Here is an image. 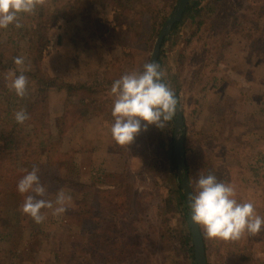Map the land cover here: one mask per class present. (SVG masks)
Returning a JSON list of instances; mask_svg holds the SVG:
<instances>
[{"label": "rangeland", "instance_id": "1", "mask_svg": "<svg viewBox=\"0 0 264 264\" xmlns=\"http://www.w3.org/2000/svg\"><path fill=\"white\" fill-rule=\"evenodd\" d=\"M178 1L139 0L138 9L166 24ZM199 1L195 19L183 17L178 32L168 35L160 64L184 117L181 134L191 150L190 172L185 173L192 190L201 174H215L235 185L239 201L253 202L264 216V0ZM60 10L65 16L47 31L42 60L46 76L58 79L49 91L42 130L47 144L29 169L39 167L46 196L52 194L54 200L64 189L72 205L58 218L42 210L46 219L40 224L30 223V217L18 222L13 237L0 242V259L5 264H89L87 254L98 256L100 245L113 239L110 257L105 262L102 253L101 263L195 264L178 240L189 233V209L182 216L176 208L173 191L181 183L163 165L158 142L172 138L174 143L175 117L163 129L149 125L145 131L142 122L127 148L117 146L109 132L112 82L142 70L149 58L152 62L159 35L133 22L132 13L118 12L111 0H68ZM21 22L28 23L26 18ZM13 28L27 61L29 36L22 38L24 33ZM6 31L0 30V43ZM31 91L28 87L29 99ZM9 96L15 106L18 97ZM22 104L8 108L9 113L23 109ZM117 186L123 192L115 198ZM168 195L173 198L169 210L163 204ZM104 197L108 202L102 217L111 216L115 232L101 233L98 244L88 246L95 214L86 205L100 207ZM18 203L17 197L0 194V213L7 216ZM206 246L207 264H264V230L237 241L206 239Z\"/></svg>", "mask_w": 264, "mask_h": 264}, {"label": "clouds", "instance_id": "2", "mask_svg": "<svg viewBox=\"0 0 264 264\" xmlns=\"http://www.w3.org/2000/svg\"><path fill=\"white\" fill-rule=\"evenodd\" d=\"M47 3L48 0H0V30L10 26L22 28V18L35 15L37 9ZM13 62L19 74L10 70L5 77L6 87L23 99L28 95L29 78L25 72L30 68L25 67L23 56L15 57ZM166 76L159 63L148 62L142 70H132L112 82L109 96L113 98L114 122L109 132L117 146L127 148L142 130V122H146L145 131L149 125L163 129L177 116L179 101L165 82ZM14 119L23 125L29 116L21 109L14 113ZM22 171L25 174L17 184V191L25 197L19 209L22 214L40 224L46 219L43 209L51 210L52 216L57 218L68 211L73 199L69 192L61 189L54 200L47 199L39 167ZM187 201L191 222L209 240L237 241L245 235L257 236L264 230V216L257 213L253 202L239 201L235 185L219 180L213 173L199 176L194 190L187 193Z\"/></svg>", "mask_w": 264, "mask_h": 264}, {"label": "trees", "instance_id": "3", "mask_svg": "<svg viewBox=\"0 0 264 264\" xmlns=\"http://www.w3.org/2000/svg\"><path fill=\"white\" fill-rule=\"evenodd\" d=\"M68 0H48V3L39 9H37L35 15L24 16L23 18L27 19V24H24L22 28H19L21 32L24 33L22 38L29 36V40L26 46L25 56L27 61H25V67L30 68V70L25 72V75L28 76L29 80V89L32 88V95L29 98L25 97L21 99L15 98V106L12 104L13 97L9 96L12 92L6 87L7 80L5 77L8 75L9 71H17V66L14 64V58L21 56V48L18 45V42L15 41V34L13 26L8 28L6 31V38L0 43V194L7 197H17L19 199L18 205L8 211V215L0 213V242H4L6 239L13 237L15 227H17L21 220L24 222L27 221V215L21 213L20 205L24 201V196L17 191L18 181L25 174L22 170L27 169L30 171L29 166L32 161H37L38 157L42 154L44 147L47 142L44 140V134L42 133L43 128L46 126L47 122V112L49 110V91L52 88L57 87V78H50L46 76L42 67V60L47 52L46 45V33L53 28L54 25L59 23L61 17L65 16V13H62L61 6L64 2ZM116 5L117 11L125 13H132L131 19L133 22H139L140 27L145 29V31L152 33L153 31L157 35H160L163 26H165V20L161 22H153L152 17L149 15L148 11L143 14L139 12V0H111ZM201 11V1L197 0L193 3L190 2L189 6L186 9L184 19H195ZM140 16V17H139ZM136 17H139L136 19ZM184 19L181 22L177 23L171 31V35L178 32L181 26L184 24ZM133 25V23H132ZM142 30V31H143ZM141 33V32H140ZM140 35V34H139ZM168 38V37H167ZM167 38L164 41L163 47L167 42ZM163 54V48L160 52L158 63L161 64V57ZM150 62V58L148 60ZM17 74L19 72L17 71ZM108 83V82H107ZM167 83V82H166ZM59 85V84H58ZM61 85H59L60 87ZM75 87H69L71 92L75 90ZM88 90V88H87ZM4 94V95H3ZM19 99V100H18ZM27 102V103H25ZM29 116V119L24 122L23 125L18 124L14 115L9 113L11 107H23ZM111 113V112H110ZM4 115V117H3ZM112 123L114 122L112 114H110ZM23 136V142H19V138ZM163 149V165L170 169V172L177 177L176 167H177V158L174 155V143L172 138H161L158 140ZM188 142V139H187ZM185 148V157L186 165L185 170L190 172L189 165V153L191 150L187 147ZM23 143L22 145H20ZM34 144L39 145V148L33 147ZM55 145V144H53ZM34 148V149H33ZM44 148V149H43ZM49 160H52V156H48ZM162 163V161L160 162ZM159 167V166H158ZM178 187V188H177ZM117 192L113 190L112 193L115 194V198H118L119 193L123 192V186H117ZM175 200L177 201V210L182 216H185L184 209L188 208L182 193L181 186H176V191L174 192ZM47 199H53L54 195L46 196ZM106 198L102 199L100 207H93L91 205H86L87 208L92 209L90 212L95 214V218L92 221L93 225H90L89 229V240L88 246H96L98 244L100 234H107V232H115V226L112 224L111 216L102 217L101 208L105 209L107 207ZM173 198L172 196H166L163 198L164 208L167 210L172 208ZM185 206V207H184ZM83 208V207H82ZM79 211H81V209ZM44 210V209H43ZM101 215V219L99 218ZM34 222L30 218V223ZM89 222V221H88ZM166 227L168 224V219H165ZM186 223V222H185ZM117 226V225H116ZM119 228V227H118ZM117 228V230H118ZM16 231V230H15ZM188 234L178 238L180 245L182 244L186 255H188L192 260L195 258V251L193 246L192 235L190 229L188 228ZM202 232V230H201ZM125 237V234H121ZM203 235V233H202ZM118 237V234H117ZM204 243L206 239L203 235ZM106 243L100 245V252L98 256L94 257L92 254H87L86 261L90 263L105 264L101 263L99 259L103 253V260L108 261L112 248L109 247L110 241L113 239H108ZM207 248V246H206ZM109 254V255H108ZM76 256V254H75ZM86 256V255H85ZM84 256V257H85ZM76 257H82L77 255ZM97 258V259H96ZM2 259V258H1ZM0 259V264L7 263L5 260Z\"/></svg>", "mask_w": 264, "mask_h": 264}, {"label": "water", "instance_id": "4", "mask_svg": "<svg viewBox=\"0 0 264 264\" xmlns=\"http://www.w3.org/2000/svg\"><path fill=\"white\" fill-rule=\"evenodd\" d=\"M191 0H179L174 12L166 22L165 26L163 27L157 42L155 44L153 54H152V62L158 63V59L160 56V52L163 48V44L165 39L171 33L174 26L181 22L187 7L189 6ZM175 136H174V155L177 158V176L181 183L182 193L186 202V206L188 207L187 201V193L191 191L190 188V181L185 173V142H186V135L185 133L181 134V131L184 128V117L183 114L178 107V113L175 117ZM189 209V207H188ZM188 226L192 235L193 246L195 251V264H207V257H206V247L203 239V235L201 229L198 228L195 224L191 222V212L189 209L188 212Z\"/></svg>", "mask_w": 264, "mask_h": 264}]
</instances>
